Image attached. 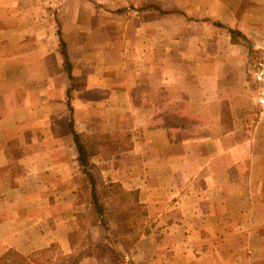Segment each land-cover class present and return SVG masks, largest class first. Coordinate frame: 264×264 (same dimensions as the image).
Returning <instances> with one entry per match:
<instances>
[{
    "label": "crops",
    "instance_id": "1",
    "mask_svg": "<svg viewBox=\"0 0 264 264\" xmlns=\"http://www.w3.org/2000/svg\"><path fill=\"white\" fill-rule=\"evenodd\" d=\"M254 54L264 0H0V264L73 252L76 213L93 206L71 119L80 135L131 144L90 158L94 174L138 191L153 222L120 264H264ZM90 232L105 242L104 228ZM103 247L79 264H112Z\"/></svg>",
    "mask_w": 264,
    "mask_h": 264
},
{
    "label": "trees",
    "instance_id": "2",
    "mask_svg": "<svg viewBox=\"0 0 264 264\" xmlns=\"http://www.w3.org/2000/svg\"><path fill=\"white\" fill-rule=\"evenodd\" d=\"M230 34H234L233 31H230ZM58 37L60 39V52L64 62V70L66 71L70 80L71 77V68L68 62V58L65 52L64 43L61 40V37L58 33ZM71 91L70 88L66 93V98L68 100L69 112H72V109L69 105V101L71 99ZM70 132L72 135L73 143L75 146L76 157L81 168L82 174L84 176V183H86L85 188L87 186V191L89 192L90 201L92 202V210L87 213V218L89 219V226L99 225L104 228L105 231H108L107 219H106V209L104 204L101 202L99 191L97 190V181L96 177L93 173L94 165L91 163L90 158L96 155L101 149H108L110 152H120L123 150H127L131 144L128 143L125 135H80L75 132L73 128V121L70 120ZM83 187V184H82ZM84 188V189H85ZM107 190H109V194L118 198L119 204V217L120 219L117 221V232L114 234V238L118 239L119 236L121 239L119 240V245L121 250L129 254L133 249L134 245L140 239L142 235H148V230L145 228L142 233L131 234L126 236V231H134L138 228V221L136 217L140 215L141 219H147L146 207L140 203L139 194L136 190L126 191L122 188L119 183L109 182L107 184ZM79 217H77L78 219ZM81 219V218H80ZM79 229H84L81 221L78 220ZM141 227V225H140ZM120 231V233H119ZM87 241V250L82 248L81 251L76 252L75 243H74V234L71 233L69 235L68 241L70 247L72 249V253L68 256H63L61 254L58 255V258L51 262L50 259L45 262H41L40 264H79L82 259L86 257H90L93 252L103 251L101 244H94L89 241V238L85 239ZM47 251V250H46ZM42 251L40 254L46 252ZM117 258H112V264H120L121 263V253L117 252ZM14 256L16 259L14 260L17 263L18 256L15 253H8L4 257L8 258ZM127 264H135L133 261L129 260Z\"/></svg>",
    "mask_w": 264,
    "mask_h": 264
},
{
    "label": "rangeland",
    "instance_id": "3",
    "mask_svg": "<svg viewBox=\"0 0 264 264\" xmlns=\"http://www.w3.org/2000/svg\"><path fill=\"white\" fill-rule=\"evenodd\" d=\"M46 17V22L48 23L50 20H48V17H50L51 22L53 21L52 18L53 16H43V18ZM255 56H253L254 58H251V63H250V77H249V85L250 88L252 87V83H251V72L253 70V65L256 63L257 59L260 58L261 56H264V54H254ZM93 172H94V168H93ZM96 177V181L97 183L101 186H103L104 184H106L105 189L100 190L99 194H100V199L101 202L104 204L105 209H106V219H107V225H108V231H106V240L104 243H96L93 241L92 239V235L90 232V226H89V219L87 218V213L85 212V209L83 208L82 211L81 209H78V212L76 213V218L79 217L77 220L81 221L82 225L84 226V229H75L74 225L72 228V233L74 234V243H75V250L76 252L81 251L82 248H84L85 250H87V241L85 240L86 238H89V241L94 243V244H101L104 253V244L107 246V250L110 252L109 256L110 259L112 260V258H117V252H119L118 250L120 249V245H119V240L121 239L119 236L118 239L114 238V234L115 232H117V221L120 219L119 217V204H118V198L113 196L112 194H109V190H107V184L109 182H112V179L109 176H102L99 174H94ZM77 183L79 184V194L81 193L83 195V203L86 204V199L87 201L89 200V203H91L90 201V197H89V192L87 191V186L85 188L86 183H84V176L82 174V178L77 180ZM83 184V187H82ZM101 186V187H102ZM85 188V189H84ZM125 190V189H124ZM128 191V190H126ZM81 218V219H80ZM136 220L138 221V228L135 229L134 231H126V236L130 235L132 232L133 234H143L142 231L147 228L148 233H150V229L153 226V222H151L150 220L145 219H141L140 215L136 217ZM141 225V227H140ZM103 228V227H102ZM120 233V231H119ZM144 236V235H142ZM140 236V237H142ZM135 246V245H134ZM134 249V247H133ZM132 249V250H133ZM132 250L130 252H132ZM98 252V253H100ZM120 253V252H119ZM130 254V253H129ZM40 258H41V262H45L46 260L50 259L51 262H54L57 258H58V254L56 253L55 248H51L50 250L40 254Z\"/></svg>",
    "mask_w": 264,
    "mask_h": 264
},
{
    "label": "built area",
    "instance_id": "4",
    "mask_svg": "<svg viewBox=\"0 0 264 264\" xmlns=\"http://www.w3.org/2000/svg\"><path fill=\"white\" fill-rule=\"evenodd\" d=\"M251 103L264 111V56L257 59L251 72Z\"/></svg>",
    "mask_w": 264,
    "mask_h": 264
}]
</instances>
